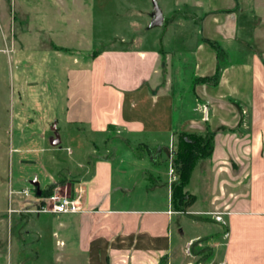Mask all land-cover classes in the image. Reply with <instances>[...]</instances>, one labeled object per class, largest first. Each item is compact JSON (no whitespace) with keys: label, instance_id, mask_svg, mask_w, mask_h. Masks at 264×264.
<instances>
[{"label":"rangeland","instance_id":"374dc122","mask_svg":"<svg viewBox=\"0 0 264 264\" xmlns=\"http://www.w3.org/2000/svg\"><path fill=\"white\" fill-rule=\"evenodd\" d=\"M156 1L163 24L148 29L151 0H0V255L5 264H88L75 248L73 236L68 241L62 234L60 219L8 213L9 207L36 206L39 196L33 193L30 181L38 182L40 192L56 184L72 186L91 174L96 161L121 159L129 170L132 168L129 182L133 185L128 188L136 200L140 197L137 193L148 189L139 174L147 173L151 179L164 175L168 181L180 130L203 139L212 132L190 127L201 123L202 111L207 108L203 94L209 88L210 95L211 87L196 82L194 63L198 61L200 72H204L213 54L215 70L218 67L221 74L226 68L232 84L241 78L248 84L254 77V62H264V42L254 38L259 20L254 16L253 0ZM230 4L235 7L232 11L227 7ZM230 13V24L224 27L221 24ZM108 48L157 51V72L149 92L154 96L161 91L173 101L176 136L172 140L153 143L147 138L127 137L124 130L114 127L96 133L63 120L68 67L86 65ZM244 66L252 70L241 76L238 71ZM94 91L93 83V95ZM95 111L93 105V115ZM53 123L59 146L49 145ZM157 145H161L160 151ZM211 175L209 167V192ZM176 176L177 182L178 173ZM153 183L144 196L147 199L127 204L145 207L160 201L163 188ZM21 189L31 193H11ZM165 193L166 197L171 194L168 185ZM206 205L205 200H194L186 212L175 217L172 248L160 264H221L220 243L227 235L224 237L222 225L213 223L206 214L216 209L206 211ZM229 215L224 216V234L228 233ZM68 230L72 233L74 223ZM192 236L197 237L191 239V254L187 255L185 245ZM205 250L212 255L205 258Z\"/></svg>","mask_w":264,"mask_h":264},{"label":"crops","instance_id":"0c3cea01","mask_svg":"<svg viewBox=\"0 0 264 264\" xmlns=\"http://www.w3.org/2000/svg\"><path fill=\"white\" fill-rule=\"evenodd\" d=\"M227 7L231 11L235 8L231 4ZM253 10L259 20L254 38L264 42V0H253ZM230 15L221 25L230 24ZM214 57L212 54L204 72H200L198 61L197 65L194 63L195 77L213 75ZM158 58L153 49L108 48L100 50L86 65L68 67L63 120L96 133L114 127L124 130L127 137L147 138L153 143L172 140L176 136L172 123L173 101L161 91L154 96L149 92ZM249 70H252L250 66H244L238 73L244 76ZM252 71L254 77L248 84L243 82L244 78L232 84L226 76L227 69H223L217 84L210 87V95L209 88L203 94L210 116L190 125L197 131H216L210 157L196 163L184 191L196 201L205 200L206 211L219 208L229 212L227 234L222 225V234L227 236L220 243L221 264H264V62L255 61ZM93 105L98 110L95 115ZM160 146H156L157 151L161 150ZM149 158L150 154L146 159ZM131 172L132 168L129 170L121 159L98 160L88 177L74 181L72 186L69 184L80 190L82 212L45 215L61 220L62 234L68 241L73 236L75 248L86 257L88 264H159L171 251L172 225L179 213H167L174 209L170 195L166 197L168 184L164 175L151 179L147 173L139 174L148 189L137 193L140 197L134 200V193L128 188L133 185L129 182L133 177ZM151 181L163 188L162 199L145 207L128 205L131 201L147 199L144 196L152 189ZM15 208L23 209L22 206ZM73 223L74 230L70 233L68 229ZM196 237L192 236L189 241ZM5 263V257L0 255V264Z\"/></svg>","mask_w":264,"mask_h":264},{"label":"trees","instance_id":"16d2710c","mask_svg":"<svg viewBox=\"0 0 264 264\" xmlns=\"http://www.w3.org/2000/svg\"><path fill=\"white\" fill-rule=\"evenodd\" d=\"M206 42V41H205ZM210 43V41H207ZM98 54V53H97ZM95 54V55H97ZM94 55V56H95ZM220 76V69L216 67L215 72L211 76L207 77H195L196 82L199 84H210L215 86ZM216 131H212L207 139L203 137H196L189 133H178L177 134V152L173 162V167L179 175L178 181L171 186L170 204L174 211L186 212L187 208L193 203L195 197L187 194L184 190L189 182L191 172L199 160L207 159L210 157L213 149V135ZM51 192L41 191L40 196H46ZM212 255L211 252L205 250L203 256ZM162 257L159 261L163 260Z\"/></svg>","mask_w":264,"mask_h":264},{"label":"built area","instance_id":"2783aa9c","mask_svg":"<svg viewBox=\"0 0 264 264\" xmlns=\"http://www.w3.org/2000/svg\"><path fill=\"white\" fill-rule=\"evenodd\" d=\"M208 116L207 108L205 107L202 111V119L206 120ZM172 151V146L170 148ZM177 172L174 171L172 164L169 165L168 172V189L176 182ZM35 194V190H32ZM12 194L24 195L27 196L31 193L28 189H22L17 192H11ZM36 195V194H35ZM37 196V195H36ZM39 196L38 203L34 208H23V209H8L9 214L14 213H33L36 215H53L60 216L65 214H79L82 212V205L80 202V190L71 187L67 183L56 184L51 188V192L46 196ZM168 214L172 213H180L174 212L171 210L167 211ZM206 214L210 215L211 218L221 225H226V221L224 220V216L228 215L229 212L227 210H213L212 212H207ZM192 240L188 241L185 245L186 254L190 255V246L192 244ZM190 264V263H188Z\"/></svg>","mask_w":264,"mask_h":264},{"label":"water","instance_id":"95a60500","mask_svg":"<svg viewBox=\"0 0 264 264\" xmlns=\"http://www.w3.org/2000/svg\"><path fill=\"white\" fill-rule=\"evenodd\" d=\"M151 12H150V21L148 24V29L158 28L161 27L163 24V13L161 8L159 7L156 0H151ZM52 131V135L48 137L49 145L51 146H59L60 138L59 134L56 130L55 124L50 127ZM30 184L35 190V194L38 196L40 195L39 185L38 182L35 180L30 181Z\"/></svg>","mask_w":264,"mask_h":264}]
</instances>
